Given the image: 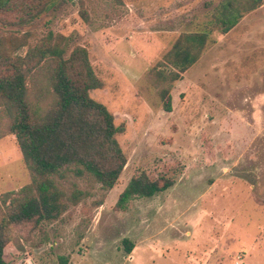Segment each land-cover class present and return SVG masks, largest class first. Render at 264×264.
Instances as JSON below:
<instances>
[{
	"label": "rangeland",
	"instance_id": "374dc122",
	"mask_svg": "<svg viewBox=\"0 0 264 264\" xmlns=\"http://www.w3.org/2000/svg\"><path fill=\"white\" fill-rule=\"evenodd\" d=\"M225 1L49 0L23 26L0 15V38L26 39L12 58L49 34L66 54L87 50L104 84L90 97L112 114L126 161L111 190L94 186L37 228L10 227L8 264H264V0L222 34L214 19ZM198 32L207 34L205 49L172 84L165 112L166 86L151 71H171L157 63L179 35ZM140 175L171 186L117 209ZM30 180L15 138L5 135L0 196Z\"/></svg>",
	"mask_w": 264,
	"mask_h": 264
},
{
	"label": "trees",
	"instance_id": "16d2710c",
	"mask_svg": "<svg viewBox=\"0 0 264 264\" xmlns=\"http://www.w3.org/2000/svg\"><path fill=\"white\" fill-rule=\"evenodd\" d=\"M48 2L0 0V15L7 21L13 17L15 25L23 26L40 16ZM261 5V0H226L214 22L225 34ZM206 41V32L179 35L157 63L172 70L151 71L154 81L166 86L160 93L165 112H171L172 84L199 60ZM25 44V37L0 38V139L7 134L15 138L31 179L18 191L0 196V264H8L3 254L10 227L37 228L90 197L94 186L111 190L126 162L115 139L112 114L90 97L104 84L94 73L87 50L76 47L66 54L60 36L49 34L24 56L12 58L11 51ZM71 177L85 188L70 182ZM170 186L166 180L134 177L115 207L124 209L131 199L149 198ZM125 246L130 253L133 246L128 242Z\"/></svg>",
	"mask_w": 264,
	"mask_h": 264
}]
</instances>
